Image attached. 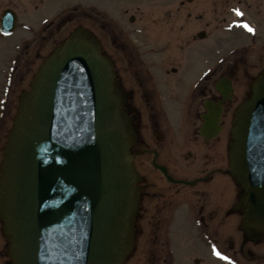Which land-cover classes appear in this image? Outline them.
I'll return each instance as SVG.
<instances>
[{
  "label": "flooded vegetation",
  "instance_id": "1",
  "mask_svg": "<svg viewBox=\"0 0 264 264\" xmlns=\"http://www.w3.org/2000/svg\"><path fill=\"white\" fill-rule=\"evenodd\" d=\"M146 1L0 0V160L37 66L74 29L90 28L135 134L139 198L127 263L264 264V216L248 213L228 174L233 112L264 68V0H155L162 8L152 10ZM208 103L220 109L209 137L200 131Z\"/></svg>",
  "mask_w": 264,
  "mask_h": 264
},
{
  "label": "water",
  "instance_id": "2",
  "mask_svg": "<svg viewBox=\"0 0 264 264\" xmlns=\"http://www.w3.org/2000/svg\"><path fill=\"white\" fill-rule=\"evenodd\" d=\"M112 82L106 59L77 34L23 93L0 164L11 264H122L135 192ZM231 133L230 173L248 201L264 202V72Z\"/></svg>",
  "mask_w": 264,
  "mask_h": 264
},
{
  "label": "rangeland",
  "instance_id": "3",
  "mask_svg": "<svg viewBox=\"0 0 264 264\" xmlns=\"http://www.w3.org/2000/svg\"><path fill=\"white\" fill-rule=\"evenodd\" d=\"M158 1V0H157ZM157 1H155V0H150V1H146V3L148 4V6H147V10H152V9H154V7H156V5H160L161 4V2H157ZM154 4H156V5H154ZM157 6V9H161L162 7H160V6ZM130 11L132 12L133 10L132 9H130ZM194 30V29H193ZM186 31H184L182 34H183V39H186L185 37H187L188 36V33H185ZM190 34V33H189ZM170 36H171V38H172V41L174 42V41H176L175 40V38H174V33H172V34H170ZM179 37H181V34H180V36ZM205 45H206V41L205 40H203V41H200L199 42V47H200V49H199V51H201V50H204V47H205ZM217 48L218 47H216V48H214V54L215 55H218V53H220L221 54V52L219 51V50H217ZM206 49V48H205ZM170 52V51H169ZM198 57H202L201 55H200V53H199V55H197Z\"/></svg>",
  "mask_w": 264,
  "mask_h": 264
},
{
  "label": "snow or ice",
  "instance_id": "4",
  "mask_svg": "<svg viewBox=\"0 0 264 264\" xmlns=\"http://www.w3.org/2000/svg\"><path fill=\"white\" fill-rule=\"evenodd\" d=\"M245 27H248L247 25H245ZM249 31H252V29L251 28H249L248 29ZM213 251H214V253L217 255V256H219L220 255V253L219 252H216L215 251V248H213ZM224 259H227V257H223Z\"/></svg>",
  "mask_w": 264,
  "mask_h": 264
}]
</instances>
